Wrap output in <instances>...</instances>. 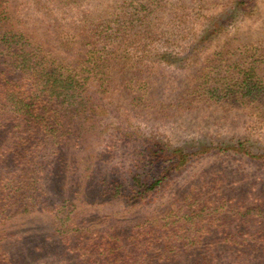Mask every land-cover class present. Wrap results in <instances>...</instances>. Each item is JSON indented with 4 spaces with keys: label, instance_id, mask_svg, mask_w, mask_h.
<instances>
[{
    "label": "rangeland",
    "instance_id": "1",
    "mask_svg": "<svg viewBox=\"0 0 264 264\" xmlns=\"http://www.w3.org/2000/svg\"><path fill=\"white\" fill-rule=\"evenodd\" d=\"M123 12L82 137L29 157L0 119V187L39 188L0 216V263L264 264V100L241 81L248 56L264 81V0H0V93L31 87L3 79L15 48L72 64Z\"/></svg>",
    "mask_w": 264,
    "mask_h": 264
},
{
    "label": "trees",
    "instance_id": "2",
    "mask_svg": "<svg viewBox=\"0 0 264 264\" xmlns=\"http://www.w3.org/2000/svg\"><path fill=\"white\" fill-rule=\"evenodd\" d=\"M132 18V12H123L114 19L105 20L100 30L90 31L81 41L88 50L83 56H77L72 64L65 65L61 58L53 59L41 49V44L32 46L25 43L14 49L15 57L6 55L1 73L3 79L12 76L13 70H18L31 83V87L25 86L23 91L17 90L18 87L12 89L5 86L0 93V119L12 122V130L19 134L14 143L17 153L29 156L41 154L48 147L58 146L61 149L59 147L87 132V124L80 120L90 105L88 82L103 88L110 85L108 75L102 73L106 63L114 58L108 57L110 45L115 37L125 35L124 28L131 26ZM248 58L245 72L242 76L238 74L245 87V96L249 100L259 97L264 100V81L259 79L257 60L252 56ZM70 65L73 69L69 68ZM224 93L233 95L236 92ZM39 168L42 170L44 166ZM28 175L25 173L23 179L30 181ZM132 181L133 186L141 183L138 176H134ZM97 184L101 191L108 190L109 186L103 180L97 181ZM38 190L35 184L29 182L21 187H0V216L15 212L16 207L22 208L28 200L33 201L31 198L38 196Z\"/></svg>",
    "mask_w": 264,
    "mask_h": 264
}]
</instances>
